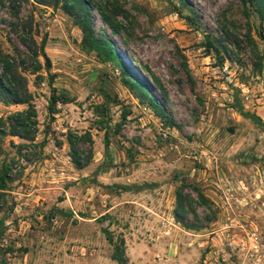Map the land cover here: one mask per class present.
<instances>
[{"label": "rangeland", "instance_id": "374dc122", "mask_svg": "<svg viewBox=\"0 0 264 264\" xmlns=\"http://www.w3.org/2000/svg\"><path fill=\"white\" fill-rule=\"evenodd\" d=\"M88 2L95 33L110 40L145 90L125 86L118 65L82 49L81 31L60 5L4 0L0 48L15 56L18 48L29 64L18 39L23 26L38 43L45 38L53 86L69 100L51 117L42 68L25 73L34 116L27 104L0 101V264H120L115 246L126 264H264L257 4ZM13 128L28 139L11 135ZM68 134L89 160L82 168ZM178 189L194 229L174 216Z\"/></svg>", "mask_w": 264, "mask_h": 264}, {"label": "trees", "instance_id": "16d2710c", "mask_svg": "<svg viewBox=\"0 0 264 264\" xmlns=\"http://www.w3.org/2000/svg\"><path fill=\"white\" fill-rule=\"evenodd\" d=\"M38 4H47L53 5L55 7L59 6L61 9L72 17V20L76 26L81 31V47L85 51H94L96 53L97 58L102 60H107L115 63L120 67L121 72V82L125 86L133 89L139 88L145 90V85L143 84L142 80L138 78L136 75L130 76L129 65L124 59L116 52L113 44L110 42L109 39L99 37L94 30L93 27V17L91 15V4L88 0H34ZM244 4H257L256 8L258 12L261 13L262 19H264V0H242ZM10 11H14V2H10L9 4ZM4 6V0H0V7ZM16 11H14V15L17 14L18 8L16 6ZM15 30L17 28H14ZM17 31V30H16ZM264 39V36H262ZM18 39L20 40L21 44L30 52L31 54V61L28 64V56L27 54L23 53L21 50L16 48V56L11 53L4 52L0 48V101L3 102L5 105L10 104H27L29 109L26 111L27 115L34 116V111L32 110L33 106L31 104V95L27 89V82L25 73L29 72L32 74L37 73L40 69L45 68L48 75L49 80L48 84L51 88V94L49 97V104H48V112L53 117L55 113V106L58 102H66L69 100L66 93H58L57 89L53 86L54 81V74L49 72L51 68V61L47 56L44 47H45V38H42L38 43L26 26H23L21 32L18 35ZM44 59V64L39 61V57ZM264 60V54H263ZM44 66V67H43ZM38 75V74H37ZM143 97L147 98L150 105L154 108L156 113L160 116H166L163 107L155 102L152 98H150L147 92L141 90V94ZM104 97L106 100L110 99V95L107 92H104ZM15 114H13L14 116ZM12 116H8L10 119ZM252 119L255 116H250ZM16 123L18 125H22V121L20 119L15 118ZM3 122L2 118H0V127H2L1 123ZM11 135L19 136L21 138L28 139L27 136L23 134V132L19 131L16 128H13L10 132ZM71 134H68V142L70 145L71 150V157L73 163L78 167L82 168L88 163L87 160H83L80 156L77 155V151L75 149V143L71 140ZM107 142V141H106ZM107 145V143H106ZM6 177V174H5ZM3 180V177L0 178ZM4 188V183L0 184V189ZM199 197L201 198L202 202L206 204V198L202 193H199ZM176 201L177 206L174 210V216L176 219L182 223L183 226L194 229L196 226L194 224L189 223L186 217V210L184 204V194L182 193L181 189L176 190ZM200 226L199 228H201ZM106 233L107 239L111 242L112 238L110 237V233L108 230H103ZM121 242L124 244L123 240ZM116 255L114 259H116L120 264H126L127 259L122 258L117 255V253H121L119 246H115ZM122 254V253H121Z\"/></svg>", "mask_w": 264, "mask_h": 264}, {"label": "crops", "instance_id": "0c3cea01", "mask_svg": "<svg viewBox=\"0 0 264 264\" xmlns=\"http://www.w3.org/2000/svg\"><path fill=\"white\" fill-rule=\"evenodd\" d=\"M5 105V104H4ZM4 107H8V105H5Z\"/></svg>", "mask_w": 264, "mask_h": 264}]
</instances>
